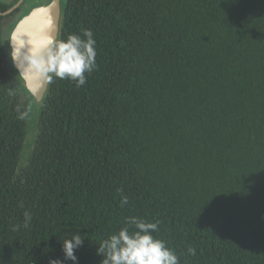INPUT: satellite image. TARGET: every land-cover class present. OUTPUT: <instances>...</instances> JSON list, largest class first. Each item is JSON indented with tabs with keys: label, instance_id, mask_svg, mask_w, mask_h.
Instances as JSON below:
<instances>
[{
	"label": "trees",
	"instance_id": "trees-1",
	"mask_svg": "<svg viewBox=\"0 0 264 264\" xmlns=\"http://www.w3.org/2000/svg\"><path fill=\"white\" fill-rule=\"evenodd\" d=\"M17 1L0 0V264H72L75 233L77 264H101L126 217L159 221L180 264H264V0H60L56 38L92 30L97 67L41 100L6 45Z\"/></svg>",
	"mask_w": 264,
	"mask_h": 264
},
{
	"label": "clouds",
	"instance_id": "clouds-1",
	"mask_svg": "<svg viewBox=\"0 0 264 264\" xmlns=\"http://www.w3.org/2000/svg\"><path fill=\"white\" fill-rule=\"evenodd\" d=\"M81 32L82 35L69 34L66 39H58L50 34L29 37L24 34L17 35L13 31L8 40L10 59L18 72L23 64L32 77L44 84H51L54 79H68L77 87H81L86 83L85 73H91L97 67L96 40L93 32L90 29H82ZM23 74L22 72L21 75ZM28 91L32 94L36 92L31 88ZM9 94H12L11 89ZM30 112V107L27 110H18V119L27 120ZM127 204L128 197L122 195L120 206ZM23 217V227L27 228L32 214L25 211ZM158 224L159 221L153 223L138 217H126L125 225L97 247V254L103 257L101 264H180L176 252L167 247L163 240L152 235L158 231ZM19 227L20 225H17L13 230H18ZM130 227H134L135 231L130 232ZM83 242V236L78 233L65 238L62 241L64 260L77 264L75 251ZM189 252L194 250L189 249ZM48 264H64V261L54 258L49 259Z\"/></svg>",
	"mask_w": 264,
	"mask_h": 264
},
{
	"label": "water",
	"instance_id": "water-1",
	"mask_svg": "<svg viewBox=\"0 0 264 264\" xmlns=\"http://www.w3.org/2000/svg\"><path fill=\"white\" fill-rule=\"evenodd\" d=\"M20 2V1H19ZM19 2L7 10L5 14L14 10ZM4 14V15H5ZM61 14V5L59 0H51L48 4H43L32 8L27 15H25L12 30L17 35H27L29 37L50 34L53 38L57 37L59 30V20ZM1 15V14H0ZM11 33V35H12ZM10 35V37H11ZM13 63V62H12ZM16 68V66L13 64ZM17 69V68H16ZM21 71L19 72L21 78L24 80L26 89H35V94L30 93L36 100H41L45 93L47 84L42 83L40 80L34 78L29 74L24 65H20ZM24 73L21 75V73Z\"/></svg>",
	"mask_w": 264,
	"mask_h": 264
},
{
	"label": "rangeland",
	"instance_id": "rangeland-1",
	"mask_svg": "<svg viewBox=\"0 0 264 264\" xmlns=\"http://www.w3.org/2000/svg\"><path fill=\"white\" fill-rule=\"evenodd\" d=\"M49 0H29L28 1V9L27 12L30 11L32 8L42 5V4H46L48 3ZM60 1V0H59ZM7 31V32H6ZM5 31V40H6V45H8V40L10 39V35H11V31L10 33L8 32V30ZM32 110L30 112L29 118L27 119V135L26 138L24 139V143L22 145V151H21V155H20V162H21V167L20 169H23L26 165V163L28 162L32 149L34 147L35 144V138L37 137L38 134V129L36 126V122H37V108L39 107L38 102H32Z\"/></svg>",
	"mask_w": 264,
	"mask_h": 264
},
{
	"label": "flooded vegetation",
	"instance_id": "flooded-vegetation-1",
	"mask_svg": "<svg viewBox=\"0 0 264 264\" xmlns=\"http://www.w3.org/2000/svg\"><path fill=\"white\" fill-rule=\"evenodd\" d=\"M20 1L19 4L17 5V7L15 8V10H17L11 17L10 19L15 22V25L25 16L29 13V11L27 12V7H28V1L29 0H18ZM51 0L48 1V3L50 2ZM46 3V4H48ZM43 5V4H42ZM14 10V11H15ZM14 25V27H15ZM14 29V28H13ZM12 29V30H13ZM12 33V31H11Z\"/></svg>",
	"mask_w": 264,
	"mask_h": 264
}]
</instances>
